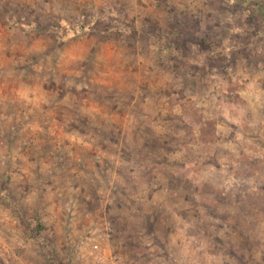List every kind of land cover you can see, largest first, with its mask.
I'll return each instance as SVG.
<instances>
[{"label": "rangeland", "instance_id": "rangeland-1", "mask_svg": "<svg viewBox=\"0 0 264 264\" xmlns=\"http://www.w3.org/2000/svg\"><path fill=\"white\" fill-rule=\"evenodd\" d=\"M105 221L124 264H264V0H0V264Z\"/></svg>", "mask_w": 264, "mask_h": 264}, {"label": "built area", "instance_id": "built-area-1", "mask_svg": "<svg viewBox=\"0 0 264 264\" xmlns=\"http://www.w3.org/2000/svg\"><path fill=\"white\" fill-rule=\"evenodd\" d=\"M112 232V226L109 222H104L100 229L95 232L92 253L96 264H124L122 259L115 254L110 253L108 248V237Z\"/></svg>", "mask_w": 264, "mask_h": 264}, {"label": "trees", "instance_id": "trees-1", "mask_svg": "<svg viewBox=\"0 0 264 264\" xmlns=\"http://www.w3.org/2000/svg\"><path fill=\"white\" fill-rule=\"evenodd\" d=\"M128 246L131 248V250H134L135 252H137L139 250L136 243L130 242Z\"/></svg>", "mask_w": 264, "mask_h": 264}]
</instances>
